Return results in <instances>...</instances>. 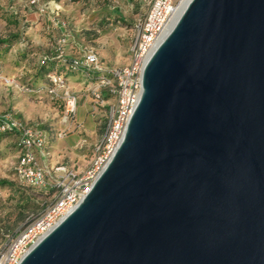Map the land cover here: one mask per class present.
I'll use <instances>...</instances> for the list:
<instances>
[{
    "label": "water",
    "instance_id": "water-1",
    "mask_svg": "<svg viewBox=\"0 0 264 264\" xmlns=\"http://www.w3.org/2000/svg\"><path fill=\"white\" fill-rule=\"evenodd\" d=\"M20 264H264V0H190L126 134Z\"/></svg>",
    "mask_w": 264,
    "mask_h": 264
},
{
    "label": "rangeland",
    "instance_id": "rangeland-1",
    "mask_svg": "<svg viewBox=\"0 0 264 264\" xmlns=\"http://www.w3.org/2000/svg\"><path fill=\"white\" fill-rule=\"evenodd\" d=\"M148 8L147 0H0V45L7 36L19 38L0 55V117L11 116L48 133V155L40 157L42 163L85 171L95 156V143L105 132L107 117L101 97L107 90L86 72L67 75V88L60 92L77 96L74 117L66 115L65 100L53 99L47 92H28L25 88L36 80L48 84L47 76L39 73L42 57L55 51L63 34L69 33L63 47L67 56L83 58L87 52H94L105 70L124 67L131 59L134 24L145 17ZM10 14L17 23L8 21ZM119 14L126 18L122 24L117 23ZM25 49L27 55H22ZM67 137L83 143L63 155L60 150ZM15 142L12 136L0 139V180L14 183V187L0 184V242L4 241L2 233H15L33 212L42 211V204L48 206L56 196L48 188H37L33 197L40 207L23 216L18 207Z\"/></svg>",
    "mask_w": 264,
    "mask_h": 264
},
{
    "label": "built area",
    "instance_id": "built-area-1",
    "mask_svg": "<svg viewBox=\"0 0 264 264\" xmlns=\"http://www.w3.org/2000/svg\"><path fill=\"white\" fill-rule=\"evenodd\" d=\"M147 2L149 8L145 17L134 27L135 36L128 65L105 70L94 52H87L83 58H74L71 62L74 70L85 68L99 72L100 87H105L113 94V102L110 103L111 98H104L100 92L102 102L107 106L105 132L95 143V156L85 171L79 172L66 165L53 167L42 163L40 157L48 155V133L11 116L6 119L0 117V132L15 131L19 136L21 150L15 168L17 178L39 188L54 186L57 189L54 200L43 212L30 219L14 234H7L4 241L0 242V264H20L29 250L70 214L89 193L122 143L130 118L142 95L144 68L152 53L174 26L181 0ZM60 42L65 44L66 39L63 38ZM60 53L63 54L64 51L61 50ZM2 77L0 71V78ZM48 78L49 84L25 89L34 93L47 92L53 99L65 100L66 115L74 117L77 96L60 94L67 88L66 77L51 72Z\"/></svg>",
    "mask_w": 264,
    "mask_h": 264
},
{
    "label": "trees",
    "instance_id": "trees-1",
    "mask_svg": "<svg viewBox=\"0 0 264 264\" xmlns=\"http://www.w3.org/2000/svg\"><path fill=\"white\" fill-rule=\"evenodd\" d=\"M12 14H10V16H7L8 21H10L11 23H17L15 21L14 18H12ZM126 21V18L122 15L119 14V16L117 17V23H124ZM135 26V24H134ZM65 38L66 42L69 40L70 38V34L69 33H64L63 37L61 39ZM18 35H11V36H7L6 38H4L2 40V44L0 45V55L4 54V52H8V48L13 46L14 43L18 40ZM60 39V40H61ZM59 40V44L57 46V48L55 49V51H53L50 55H45L42 57L41 61H40V74L42 76L46 75L47 79H48V84H49V78H48V74L51 72H57L59 74H63L66 77V80L68 81V76L69 74L71 75H80V73H90V76L94 77V78H98V75L100 74L97 71L91 70L88 71L85 68H80L78 70H74L72 67V60L74 59V57H69L65 54V52L63 54L60 53L61 50L64 51V46H66V42L65 44H62ZM27 50L25 49L22 55H27ZM41 77V76H40ZM39 80H36V82L34 84L29 85V87L31 88H38L42 85H44L43 83H39ZM39 83V84H38ZM102 95L104 98L109 99L112 97V93L108 92V91H104L102 92ZM3 136H12L15 138V148L17 150V154H19L20 150H21V146L19 145V136L15 131H6V132H0V139H2ZM18 162V161H17ZM15 173H16V169H15ZM0 184L3 185H10L14 187V183L13 182H9L8 180H0ZM19 203H18V207L21 209L23 216H25L26 211L29 210H37V208H39L40 206L38 204H36L34 201V197H33V191H36L37 188L36 186H33L31 184L28 183H24L22 181L19 180ZM49 192H57V189L54 186H49L47 187ZM52 203V202H51ZM48 206L45 205V203L42 204V211L40 212H33V215L28 217V219L26 220L25 223H27L30 219H32L33 217L39 215L41 212H43ZM2 230V229H1ZM3 231V230H2ZM7 234H12L9 232H4L2 233L3 237L5 238ZM14 234V233H13Z\"/></svg>",
    "mask_w": 264,
    "mask_h": 264
},
{
    "label": "crops",
    "instance_id": "crops-1",
    "mask_svg": "<svg viewBox=\"0 0 264 264\" xmlns=\"http://www.w3.org/2000/svg\"><path fill=\"white\" fill-rule=\"evenodd\" d=\"M70 137V136H69ZM67 137L65 138V140H63L62 146H61V153L63 155H68L70 153V150H72L73 148H77L79 147V145L83 143L82 140H79L77 138H74L72 141L71 139Z\"/></svg>",
    "mask_w": 264,
    "mask_h": 264
},
{
    "label": "bare ground",
    "instance_id": "bare-ground-1",
    "mask_svg": "<svg viewBox=\"0 0 264 264\" xmlns=\"http://www.w3.org/2000/svg\"><path fill=\"white\" fill-rule=\"evenodd\" d=\"M189 1L190 0H181L180 5H179V9H178V13H177V16H176V19H175V22L177 21V19L179 18V16L183 12V10L185 9V7L187 6Z\"/></svg>",
    "mask_w": 264,
    "mask_h": 264
}]
</instances>
